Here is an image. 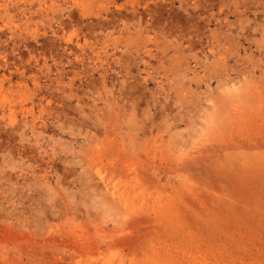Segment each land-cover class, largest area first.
<instances>
[{
	"label": "rangeland",
	"instance_id": "obj_1",
	"mask_svg": "<svg viewBox=\"0 0 264 264\" xmlns=\"http://www.w3.org/2000/svg\"><path fill=\"white\" fill-rule=\"evenodd\" d=\"M0 264H264V0H0Z\"/></svg>",
	"mask_w": 264,
	"mask_h": 264
}]
</instances>
